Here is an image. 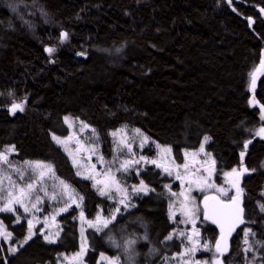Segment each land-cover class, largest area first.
<instances>
[{
	"label": "trees",
	"instance_id": "1",
	"mask_svg": "<svg viewBox=\"0 0 264 264\" xmlns=\"http://www.w3.org/2000/svg\"><path fill=\"white\" fill-rule=\"evenodd\" d=\"M258 8L264 0H0V151L15 146L13 158L49 164L82 197L80 208L59 217L55 243L37 233L21 247L26 224L10 226L18 251L10 256L0 242V264H61L83 247L77 264H172L182 251L167 180L152 168L141 176L154 177V190L107 227L89 228L81 244V213L90 222L100 212L109 216L114 204L78 177L54 143L52 136L68 135L66 117L95 129L105 157L112 156V133L123 126L179 158L209 137L206 155L217 181L233 169L244 176L246 225L231 235L223 263L264 264V140L249 93L250 74L264 58ZM254 95L264 107V75ZM245 228L254 235L245 237ZM200 230L208 242L221 235L207 220Z\"/></svg>",
	"mask_w": 264,
	"mask_h": 264
},
{
	"label": "rangeland",
	"instance_id": "2",
	"mask_svg": "<svg viewBox=\"0 0 264 264\" xmlns=\"http://www.w3.org/2000/svg\"><path fill=\"white\" fill-rule=\"evenodd\" d=\"M262 63H264V58L250 74L249 93L251 95L250 105L259 110L262 121L261 128H264V107L260 105L254 95L258 82L264 75ZM253 73H255L254 85L252 82ZM66 118L65 125L68 128V135L67 137H59L63 143H58L52 136L54 143L70 159L76 173H79L77 174L78 177L90 181L99 195L103 190L106 195L101 196L114 204L109 208V216H105L103 212H100L97 216L100 217V220L98 221L96 217L93 221H90L91 224L86 222L82 215L79 217L82 245L87 242L86 231L89 228L95 230L104 228V220L112 221L111 217L113 215L116 217L123 210L124 212L129 211L133 207L135 198L146 197L154 190V177L143 178L141 176L148 174V169L152 168V172H160L161 177L167 180L164 189L167 191L166 194L170 200L169 217L176 226V239L184 244L181 253L184 252L185 248L191 247L192 242H199L198 250L191 258L188 255L183 257L179 255L174 258L172 264H184L185 261H190V264H195L196 261H200L201 264L204 261L213 264L215 256L219 254H215L214 249L205 251L203 245L207 244L212 249L215 242L220 240L221 235L214 242L205 241L200 236L203 220H206L204 218V198L217 197L219 200L226 202L229 197L235 196V187L232 185L237 184L236 174H242L240 169L230 172L231 175H228L229 173L224 174L222 179L217 181L215 171L206 155L208 154L206 145L209 139L207 141L203 140L201 147L204 151H200L201 148L197 151H185L182 158H179L176 157L171 147L149 140L139 129H128L124 126L115 132V136L112 135V156L105 157L101 152L103 147H101L93 130L87 125V127H84L85 124L81 121L70 117ZM145 137H147L146 140ZM258 137L264 140V133H260ZM122 140L130 145V148L126 147L125 143L121 142ZM164 149H171V151H164ZM14 154L15 152H11L8 155V164L0 163V207L4 206L9 192H12L15 196L19 194L20 188H24L29 183L33 184L34 187L29 197L24 201L29 208L28 212H25L19 204L12 205L16 209L15 212H0V229L12 233L10 240L0 236V242L9 246L10 256L14 254L10 249L15 247V245L11 247L10 243L16 237L10 226L19 227L25 223L28 236V222L31 221L32 237L38 233L46 242L53 240L52 243H55L59 238L62 227L59 217L66 214L71 208H80L82 203L72 187L61 180L52 168L51 171L47 167L35 168V162L40 161H19L13 158ZM124 161L131 162L126 171L120 168ZM41 163L49 165L44 162ZM40 171L44 172L43 180L38 179ZM177 174H179L180 179H177ZM61 181L68 186L67 189L64 188ZM141 182H143L146 190L135 191L134 189L142 187ZM208 185H211V187H208ZM221 188L228 190L227 196L218 191ZM242 194L243 192L240 191L241 197ZM54 195L55 199L52 198ZM37 196L40 198L39 202L36 199ZM121 200L124 203H120ZM117 209H119L118 212ZM4 215L6 217H3ZM245 225L246 223L243 222L242 226ZM46 236L49 239L46 240ZM188 236L192 237V241L186 239ZM230 238L231 236H226L228 249ZM85 250L86 247H83L76 256L64 259L61 264H77L85 255ZM223 256L220 257L221 260ZM62 258H65L64 255ZM106 263L115 264V262H107V260Z\"/></svg>",
	"mask_w": 264,
	"mask_h": 264
},
{
	"label": "snow or ice",
	"instance_id": "3",
	"mask_svg": "<svg viewBox=\"0 0 264 264\" xmlns=\"http://www.w3.org/2000/svg\"><path fill=\"white\" fill-rule=\"evenodd\" d=\"M229 2H230V0H229ZM261 11H264V9H261ZM61 36L64 40H66L68 38V33L63 32V33H61ZM46 51H48L49 53H52L54 51V49L53 48H47ZM78 55L83 56V55H85V53L80 52V53H78ZM262 66H264V63H262ZM252 82L254 85L255 84V73H253V81ZM17 109H19L20 111H23L22 104H13L12 105L13 111H15ZM65 119L67 120V118H65ZM84 127H87V126L85 125ZM136 131L138 132L139 130H136ZM93 133H95V129H93ZM260 133H264V128H261L257 134H260ZM112 135L115 136L116 133L114 132V133H112ZM53 139H55L58 143H63V141H61L59 137L53 136ZM144 139L146 140L147 137H145ZM208 139H209V137H204L205 141H207ZM121 142L125 143V146L130 148V145H128L125 141L122 140ZM249 143H250V141H249ZM244 147L247 148V143L244 145ZM14 151H15V146H11V147L3 150V151H0V163L8 164L9 163L8 155ZM164 151H171V149H164ZM200 151H204L203 147H201ZM241 156H243V153H241ZM141 159H143V158H141ZM26 163H29V162H26ZM130 163H131L130 161H124L120 165V168L124 169L126 171L127 166ZM137 163H138V161H137ZM153 163H155V161H153ZM34 167L38 168V169H42V168L47 167L49 171L52 170L50 165H43L41 162H35ZM185 167H187V166L185 165ZM118 170H120V169H118ZM165 171H167V169H165ZM235 171L236 170L233 169V172H235ZM245 171H247V169H245ZM77 174H79V173H77ZM228 175H231V173H229ZM43 178H44V172L40 171L38 174V179L43 180ZM177 179H180L179 174H177ZM61 184L64 186L65 189H67L68 186L65 185L63 181H61ZM141 185H142L141 188L134 189V190L137 192L145 191L146 189L143 186V182H141ZM232 186L236 187V189H237L236 195L229 197V199L226 202L219 200L217 197H211V198L205 197L204 198V218L205 219H212L213 223L219 222V220L216 219V217L224 219L229 224V227H228V233L229 234L231 233L232 230H234L236 223H243L244 222L243 221V211L244 210L240 206V202H239V196H240L241 190L235 184H233ZM33 187H34V185L29 183L24 188H20L19 194L15 195V196L12 194V192H9L4 206L0 207V212H15L16 209L12 207L13 204L21 205V207L24 208V211L28 212L29 208L25 205L24 201L29 197ZM208 187H211V185H208ZM201 190H203V189H201ZM218 191L220 193H222L224 196L228 195L227 189L221 188V189H218ZM100 194L106 195V193L103 190H101ZM52 198L55 199V195ZM36 199L39 202V199H40L39 196H37ZM81 199H82V197H81ZM209 199H212L214 202L211 207L208 204ZM120 203H124V201L121 200ZM33 207H35V205H33ZM260 207H261V210L264 211V205H261ZM116 211L118 212L119 209H117ZM81 215H83V214L81 213ZM111 219H115V215H113L111 217ZM97 220L99 221L100 217H97ZM89 223L91 224V222H89ZM109 223H110V220H104L103 221V227H107ZM28 224H29L28 236L23 242H21V245H20L21 247L23 246V244H26L28 242V240L32 238V235H33L32 231H31V221H29ZM220 226H221V238H220V240H217L215 242V244L213 245V248L210 249L207 244L203 245V249L205 251H212L214 249V253L219 254L218 256H215V259L213 260V264H223L220 257H222L228 251V244H227V239L225 236L224 224L221 223ZM196 234L198 235V232ZM249 234L254 235V233H252L251 229L246 230L245 237H247ZM181 235H183V233H181ZM0 236H3L6 240H10L12 237V233L8 232L6 230L0 229ZM172 238H173L172 235H169L166 237L167 240H171ZM45 239L47 240L49 238L46 236ZM186 239L189 241H192L191 236L186 237ZM49 242L52 243L54 241L49 240ZM127 243L129 246H131L132 244L135 243V241L130 240ZM244 243L249 244V241L247 240V238H245ZM257 243H261V242L258 241ZM117 246H119V245H117ZM261 246L264 247V244H261ZM198 247H199L198 241L192 242V246L185 248L184 252L180 253V256L183 257L184 255H188L191 258L195 254V252L198 250ZM251 247L252 246L249 244V247L247 249H245V251H250ZM10 250L13 253H15L16 251H18V248L12 247ZM116 259L119 260V257H117ZM184 264H190V261H185ZM195 264H201V262L196 261ZM203 264H208V262L204 261Z\"/></svg>",
	"mask_w": 264,
	"mask_h": 264
},
{
	"label": "water",
	"instance_id": "4",
	"mask_svg": "<svg viewBox=\"0 0 264 264\" xmlns=\"http://www.w3.org/2000/svg\"><path fill=\"white\" fill-rule=\"evenodd\" d=\"M258 11L259 12H261L262 13V15H263V17H264V13H263V11H261V9L260 8H258ZM243 168V171H244V175L246 174V171H245V167L243 166L242 167ZM243 177L244 176H242V178L239 180V181H237V186H238V188L241 190V182H242V179H243ZM235 192H237V189H236V187H235ZM209 198H211V197H209ZM241 201H242V197H241V195L239 196V202H240V206L242 207V205H241ZM213 200L212 199H209L208 200V204H209V206L211 207L212 205H213ZM243 208V207H242ZM216 219H218L219 220V222L218 223H213V220L212 219H206L210 224H212V225H214L216 228H218L220 231H221V223H223L224 224V228H225V236H231V235H233L241 226H242V223H236L235 224V227H234V230H232L231 231V233L229 234L228 233V227H229V224H228V222L227 221H225L224 219H222V218H219V217H216Z\"/></svg>",
	"mask_w": 264,
	"mask_h": 264
},
{
	"label": "flooded vegetation",
	"instance_id": "5",
	"mask_svg": "<svg viewBox=\"0 0 264 264\" xmlns=\"http://www.w3.org/2000/svg\"><path fill=\"white\" fill-rule=\"evenodd\" d=\"M236 176H237V181H239L242 178L243 174L239 173V174H236ZM241 205H242V201H241Z\"/></svg>",
	"mask_w": 264,
	"mask_h": 264
}]
</instances>
